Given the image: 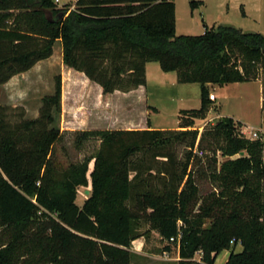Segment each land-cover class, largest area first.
Returning a JSON list of instances; mask_svg holds the SVG:
<instances>
[{"label":"trees","instance_id":"16d2710c","mask_svg":"<svg viewBox=\"0 0 264 264\" xmlns=\"http://www.w3.org/2000/svg\"><path fill=\"white\" fill-rule=\"evenodd\" d=\"M188 1L192 10L204 4ZM75 5L0 0V85L50 58L59 39L64 64L105 93L145 85L146 64L155 61L163 71L177 73L179 82L199 83L201 105L180 110L179 130H74L77 144L98 139L99 147L90 158L66 164L55 147L67 133L54 125L61 112V76L54 94L43 97L36 119L27 118L22 106L1 104L0 264H80L79 251L82 264H129L130 243L138 235L134 221L143 217L168 241L182 232L180 242L174 241L179 264H189L200 250L205 264H217L224 250L230 255L218 264H264V143L243 137L244 124L223 116L203 132L200 143L207 154L196 156L185 182L176 154L167 148L207 117L214 104L210 85L261 79L264 88V34L222 23L201 34H177L174 0H76ZM146 149L153 151L151 159L166 157L164 176L156 188L140 183L135 189L143 166L131 157ZM218 150L236 157L220 163L210 154ZM91 160V191L80 206L76 197L90 184ZM203 179L211 180L212 190L201 193ZM199 201L206 205L202 215H187V205ZM204 217L212 218L208 226ZM39 221L47 227L27 236ZM239 243L243 250L237 252Z\"/></svg>","mask_w":264,"mask_h":264},{"label":"rangeland","instance_id":"374dc122","mask_svg":"<svg viewBox=\"0 0 264 264\" xmlns=\"http://www.w3.org/2000/svg\"><path fill=\"white\" fill-rule=\"evenodd\" d=\"M56 5L60 8L65 7V5L69 6L70 9H73L76 5V0H54ZM205 5L200 7V11H202V16L208 20V23L212 24H232L238 28H243L244 31H256L260 33H264V0H204ZM177 2V19H178V28L177 34H201L204 30L203 20L200 16V11L195 10L194 15L191 16V7L190 1L188 0H176ZM244 12L248 15L245 18ZM220 14V17L217 15ZM187 26L191 27L190 32L187 31ZM62 42H58L56 45V53L53 56L52 61L46 62L38 66L35 71L28 74L25 77V84L32 85L27 88L30 94H34L35 96L40 94V96L44 95L47 92L53 91V85L56 81L55 74L58 71V68L63 66V58L61 54H59V48H62ZM155 65L158 63L154 62ZM21 83L19 82V85ZM199 83H181L178 84V87H174L171 85L170 81H163L158 75L154 74L151 78L148 91H149V104L155 106L157 110H151V115L149 118L151 122L158 129H173L179 130L178 126V115L181 109H196L201 105V90ZM211 91V90H210ZM15 90H13V93ZM212 92V91H211ZM37 93V94H36ZM244 102H237L236 100H229L226 102L224 108L228 111H233L238 114H242L253 121L260 122V108L258 106V95L256 92L249 91L247 93H243ZM28 96V95H26ZM6 95L4 91L0 89V99L2 103L7 102ZM8 99L14 98L13 96L7 97ZM29 98V97H28ZM29 102L33 104L36 100L34 97H30ZM219 99L218 101H221ZM226 101V100H224ZM127 103V102H126ZM229 103V104H228ZM239 103V104H238ZM5 105V104H3ZM9 107H13L12 105H7ZM20 106V105H18ZM117 106V105H112ZM125 106V104H124ZM129 107V104H127ZM123 107V106H122ZM211 110L208 112L207 117L204 119H197L194 127L185 129V132L182 136V140L179 142H174L173 145H169L167 148L170 152L176 154L177 161L179 163V173L182 177H184V182L188 177L190 170L192 168L193 160L196 158V149L197 147L207 150L203 148L204 146L200 143V138L204 131L210 129L214 126L221 116H217V105L213 104L210 106ZM135 111L125 112L124 117L125 120L121 122L120 125L114 126L119 127L121 129L125 127L134 126V122H132L133 118L140 120L139 113H143L140 107L136 108ZM143 109V108H142ZM133 110V109H132ZM116 112V111H115ZM113 114V112H112ZM117 114V113H116ZM135 114V115H134ZM114 115V114H113ZM68 119V118H66ZM131 119V120H130ZM146 119V118H145ZM118 121V120H117ZM142 122V120H141ZM145 121H143L144 123ZM264 122V121H263ZM262 122V123H263ZM58 121H55L54 125L58 126ZM261 124L257 127H259ZM139 127V125L137 126ZM115 130V129H114ZM74 131V130H72ZM71 130H63L61 132H67L63 135L60 141L55 142V147L58 149V156L64 163L76 162L78 160H83L84 158H90L98 149L99 140L98 139H90L85 140L82 144H77L75 141V136L72 134ZM121 131V130H115ZM261 142L264 143V135L260 137ZM152 150L146 149L144 152L136 153L131 157V162L135 164V162H140L143 167L138 169V177L137 181L134 182V188L137 189L140 183L146 185L148 188H156L160 186V182L162 181V177L164 176L161 173V168L164 163H166V157L151 159ZM210 152V151H209ZM211 155L217 154L218 160L222 163L224 160L231 159L236 157L233 155L232 157L226 156L223 154L221 150L213 153L210 152ZM264 159V147L262 153ZM94 165L92 161L90 163V171L88 174V178L90 181V173L93 169ZM136 174L135 171L130 172V177H134ZM91 182L86 187H80L78 189L77 194V203L82 206L86 200V198L90 195L86 194V191H91ZM183 182V183H184ZM199 185L201 188V193H205L206 191L212 190L213 183L210 179H203L199 181ZM183 186V184H182ZM201 201V200H200ZM194 203L191 202L186 207V213L192 218L199 217L202 215V211L204 210L205 204L201 202ZM212 214V213H211ZM204 226H208L212 218L204 217ZM135 229L134 234H138L134 240L130 243L129 250L131 251L130 262L129 264H149L148 259H154L156 261L155 264H159V261H162L164 257L167 256L168 262L171 264H179V255L178 253V244L174 242L168 241L166 238H163L160 233L156 229L151 228L150 222L146 218L138 219L134 221ZM180 226L185 225V221L183 218L179 220ZM47 227V223L45 221H39L31 226V231L27 233V236H35L34 234L39 233L42 228ZM49 231V230H47ZM0 233L1 230H0ZM169 248L168 254L166 255L164 251H167ZM135 250L144 252V254H138ZM235 250L237 252L242 251V245L239 243L235 246ZM227 251L225 250L221 252L217 256L216 263H223L225 256H227ZM149 253L154 255L155 258L149 256ZM203 251L196 253L194 258L190 260L189 264H205L203 261ZM76 260L82 264L83 261V253L79 251L76 254ZM229 256V255H228ZM176 258L178 261H176ZM228 258V257H227ZM226 258V260H227Z\"/></svg>","mask_w":264,"mask_h":264},{"label":"crops","instance_id":"0c3cea01","mask_svg":"<svg viewBox=\"0 0 264 264\" xmlns=\"http://www.w3.org/2000/svg\"><path fill=\"white\" fill-rule=\"evenodd\" d=\"M204 1V0H203ZM176 3V10H175V19H176V31L178 28V19H177V2ZM205 5V1L204 4ZM201 5V6H203ZM195 8L194 10L191 9V16L194 15L195 10H199L200 7ZM200 11V10H199ZM202 11H200V16H202ZM245 18L247 17V13H243ZM220 17V14L217 15ZM203 20V33L206 30V26L212 27L208 20H206L203 16L201 18ZM191 27L187 26V31L190 32ZM243 30V28H240ZM264 34V33H263ZM58 42H62L61 40L57 39L54 45L53 55L45 60H41L35 64L33 68L28 71L18 73V75L13 76L8 82L5 84L0 85V89L4 91V94L8 97L13 96L14 98L8 99L6 97L7 102L2 103L0 99V105H12L13 107H18V105L22 106L25 109L26 117L30 119H36L39 116L40 112L39 109L42 105V99L46 95L54 94V87L55 83L52 86L53 91L47 92L44 95H32L30 94L27 88L31 87L32 85L25 84V77L28 76L29 73L35 71L38 66L44 64L46 62H50L53 59V56L56 53V45ZM61 57H63V47L59 48L58 50ZM155 61L147 62L146 64V73H147V82L145 85H142L136 89H132L130 91H114L113 93H105L102 87L88 78L84 73L75 70L74 68H70L64 64L61 68H58L55 76H61L62 78V99H61V112L56 115V121H58V128L63 130H90V129H111V130H125V129H135V130H143L146 128L151 129H158L154 126L151 122L149 116L151 115V110H159L155 106L149 104V91L148 87L151 81V78L154 74L158 75L163 81H170L171 85L174 87H178L180 82L178 81V75L175 72H165L162 70L160 63L158 65L154 64ZM19 82L21 83L19 85ZM200 85V84H199ZM201 88V87H200ZM13 90L15 92L13 93ZM210 90L215 92L217 95V99L214 101V104L217 105V116H227L233 117L234 120L240 121L244 126H258L259 123L261 124L264 121V110H263V97H264V88L262 86V80H252L249 82H231L225 85H218L213 84L210 85ZM256 92L258 95V106L261 110L260 115L261 119L260 122H255L248 117H245L242 114L235 113L233 111H227L224 106L227 101L236 100L237 102H244V95L245 91L249 93V91ZM37 94V93H36ZM28 95V96H26ZM29 97V98H28ZM30 97H34L36 102L31 104L29 100ZM29 99V100H28ZM222 99L221 101H218ZM226 100V101H224ZM127 102V103H126ZM125 104V106H124ZM129 104V107L127 106ZM229 104V103H228ZM239 104V103H238ZM117 105V106H112ZM123 106V107H122ZM140 107L143 113H139L138 118L142 116L140 120L133 118L132 122H134V126L132 127H125L123 129L119 127H114L120 125L121 122L125 120L122 116L125 115V112L135 111L136 108ZM143 108V109H142ZM133 109V110H132ZM116 111V112H115ZM113 112V114H112ZM117 113V114H116ZM135 115V114H134ZM68 118V119H66ZM146 118V119H145ZM118 120V121H117ZM131 120V119H130ZM142 120V122H141ZM143 121H145L143 123ZM139 125V127H137ZM163 129V128H161ZM160 129V130H161ZM92 164H93V160ZM90 161V163H91ZM89 163V164H90ZM94 165V164H93ZM90 193V191L88 192ZM87 191L86 194L88 195ZM225 251V250H224ZM138 254H144V252L135 250ZM167 255L169 249L164 251ZM178 253H180L178 247ZM180 258V254H178ZM230 250L227 251V256H225L224 261L226 258L229 257ZM149 256L155 258L154 255L149 253ZM167 256L159 261V264H171L168 262ZM181 259V258H180ZM179 259V260H180ZM228 259V258H227ZM149 264H155L156 261L154 259H148ZM176 261L177 258H176ZM218 264V263H217Z\"/></svg>","mask_w":264,"mask_h":264},{"label":"built area","instance_id":"2783aa9c","mask_svg":"<svg viewBox=\"0 0 264 264\" xmlns=\"http://www.w3.org/2000/svg\"><path fill=\"white\" fill-rule=\"evenodd\" d=\"M210 100L211 101H215L217 99V95L215 92H211L210 93ZM241 134L243 137L247 138V139H251V140H255V139H260L261 135H264V122L261 123V125L259 127L257 126H243L241 129ZM196 154L203 157L207 154V152L205 150H203L202 148L197 147L196 149ZM180 234L178 235L177 238L172 237L170 239L171 242L177 241L180 242L181 237H182V232H179Z\"/></svg>","mask_w":264,"mask_h":264},{"label":"water","instance_id":"95a60500","mask_svg":"<svg viewBox=\"0 0 264 264\" xmlns=\"http://www.w3.org/2000/svg\"><path fill=\"white\" fill-rule=\"evenodd\" d=\"M89 191H87V193H88Z\"/></svg>","mask_w":264,"mask_h":264}]
</instances>
